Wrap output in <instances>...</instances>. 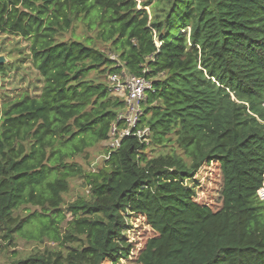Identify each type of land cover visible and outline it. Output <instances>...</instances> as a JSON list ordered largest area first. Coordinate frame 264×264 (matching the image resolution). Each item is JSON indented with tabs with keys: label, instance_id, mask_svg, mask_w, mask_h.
<instances>
[{
	"label": "trees",
	"instance_id": "obj_1",
	"mask_svg": "<svg viewBox=\"0 0 264 264\" xmlns=\"http://www.w3.org/2000/svg\"><path fill=\"white\" fill-rule=\"evenodd\" d=\"M139 1L0 0V34L29 43L43 80L0 104V251L38 217L59 246L13 264H116L130 215L155 233L139 264H264V0ZM78 21L107 49L65 40ZM121 72L151 87L110 148L126 126L109 81ZM101 142L96 170L68 162ZM204 163L218 170L211 205L196 201ZM73 178L88 195L60 237Z\"/></svg>",
	"mask_w": 264,
	"mask_h": 264
},
{
	"label": "rangeland",
	"instance_id": "obj_2",
	"mask_svg": "<svg viewBox=\"0 0 264 264\" xmlns=\"http://www.w3.org/2000/svg\"><path fill=\"white\" fill-rule=\"evenodd\" d=\"M138 5H139V0ZM96 30H90L85 23L81 21L75 22L73 28L67 30L63 34L65 40H82L90 41L92 39L99 48L104 50L107 46L102 45L99 40L95 39ZM0 54L6 56L8 61L4 64L0 73V104L1 102L13 97H17L24 91L32 95H37L42 86V78L32 66L29 56V43L17 36L0 34ZM111 57L114 56L111 54ZM105 152L104 142L97 143L87 148L86 151L68 162L75 161L79 166L88 170H96L103 161ZM179 152V151H178ZM217 165L215 163H204L195 174L198 180L196 201L200 204L211 205L213 202V193L215 189V179L217 178ZM88 190L84 180L73 178L69 182V188L63 194L62 209L65 212V219L58 224L60 237L64 231L67 221L72 218V214L66 210L68 203L81 197H86ZM38 206L24 205L21 206L16 213L27 214L38 210ZM130 228L124 231L123 237L126 241L131 242L132 248L126 258H121L116 264H139L137 256L144 247L147 239L155 233L147 225L143 216L130 215L127 217ZM49 222V218L38 217L29 222L21 232L14 235V243L12 246L4 248L0 251V264H13L15 258L24 257L34 252H42L45 249H57L58 242L53 241L48 235L39 236L45 229V224ZM105 264V263H103Z\"/></svg>",
	"mask_w": 264,
	"mask_h": 264
},
{
	"label": "built area",
	"instance_id": "obj_3",
	"mask_svg": "<svg viewBox=\"0 0 264 264\" xmlns=\"http://www.w3.org/2000/svg\"><path fill=\"white\" fill-rule=\"evenodd\" d=\"M109 81L114 92L125 95V109L121 117L126 126L119 131V136H115L112 130L108 142L110 148H116L120 142L119 137L131 134L132 129L136 126L141 114L140 103L145 98L146 90L150 89L151 81L145 76L130 75L124 72L110 75Z\"/></svg>",
	"mask_w": 264,
	"mask_h": 264
},
{
	"label": "water",
	"instance_id": "obj_4",
	"mask_svg": "<svg viewBox=\"0 0 264 264\" xmlns=\"http://www.w3.org/2000/svg\"><path fill=\"white\" fill-rule=\"evenodd\" d=\"M8 61V59L6 58L5 55L0 54V65L6 63Z\"/></svg>",
	"mask_w": 264,
	"mask_h": 264
}]
</instances>
